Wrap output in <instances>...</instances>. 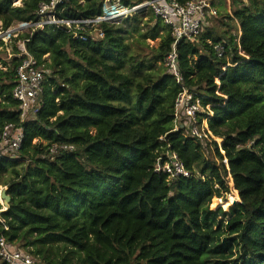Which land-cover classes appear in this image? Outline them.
<instances>
[{"label":"trees","instance_id":"16d2710c","mask_svg":"<svg viewBox=\"0 0 264 264\" xmlns=\"http://www.w3.org/2000/svg\"><path fill=\"white\" fill-rule=\"evenodd\" d=\"M43 1L0 0V20L34 21ZM143 1L68 0L62 15L95 17L107 3ZM149 11L150 36L161 37L151 56L127 41L141 11L101 22L104 37L87 41L34 31L27 48L46 74L40 111L26 122L13 98L19 58L0 59V135L8 123L25 135L17 157L0 156V186L11 196L0 233L43 264H264V0H230L196 40L177 43L184 85L211 105L201 116L223 139L233 178L225 196L217 143L219 164L174 130L182 87L164 65L174 38ZM54 143L73 149L51 153ZM167 149L191 176L155 171Z\"/></svg>","mask_w":264,"mask_h":264},{"label":"built area","instance_id":"2783aa9c","mask_svg":"<svg viewBox=\"0 0 264 264\" xmlns=\"http://www.w3.org/2000/svg\"><path fill=\"white\" fill-rule=\"evenodd\" d=\"M68 0H45L37 11V18L31 22H14L4 27L0 20V59L9 60L15 56L19 58L16 67V83L13 88V98L19 102L20 122L29 121L41 108V96L45 81L44 63H40L27 48L34 31L45 27H53L72 32L73 37L87 41L92 37H104V30L99 27L103 21H114L135 12H140L143 7L150 8L153 14L162 20L163 24L171 29L174 38L172 48L164 58V65L177 83L181 84V91L175 99L174 130L181 131L186 137H191L201 145L205 158L220 160L215 152L214 141L223 154L229 179H232L229 161L222 148L223 139L213 134L208 124V118L201 115L211 111V105H203L201 98L184 85V78L180 70L177 43L182 39L196 40L208 23L209 18H218V9L212 0H145L133 6H123L118 3L105 4L103 13L95 17H64V5ZM230 0H228L229 2ZM231 13V11L229 10ZM219 54L223 46H216ZM45 55L44 58H46ZM216 82L218 79L216 78ZM25 135L23 126L8 123L0 135V156L17 157ZM163 138V137H162ZM61 147L73 149L71 144L62 146L54 143L50 147L51 153H56ZM211 153L214 155L211 157ZM155 171L162 172L169 179L192 175L178 154L170 149L159 156ZM7 229V226L4 225ZM0 259L6 264H43L29 251L17 247L9 241L7 236L0 233Z\"/></svg>","mask_w":264,"mask_h":264},{"label":"rangeland","instance_id":"374dc122","mask_svg":"<svg viewBox=\"0 0 264 264\" xmlns=\"http://www.w3.org/2000/svg\"><path fill=\"white\" fill-rule=\"evenodd\" d=\"M212 2H213V4H214V6L218 9V12H219V15L221 16V12H222V14H224L225 13V11L229 8V5H230V1L228 2V0H212ZM16 4H20L19 3V1H16L15 2ZM149 9L150 8H147V7H143L142 8V10H141V12L139 13V15L141 16V23H140V25H139V27H140V29L138 30H133V32L131 33V34H129L128 36H127V41H130V42H134L133 44H134V48H135V50H138L139 51V49L137 48V46L135 45V43L137 42V41H139V42H141L142 44H143V47L145 48V52L146 53H148L149 54V56H151L152 55V49L153 48H157L158 46H159V44H160V42H161V37H155V38H153L152 36H150L151 34H153V32L152 31H150V29H151V27H153V23H151L150 24V22H149V18H150V15H149V13H151L150 11H149ZM149 12V13H148ZM155 16V15H154ZM124 17V16H123ZM122 18V17H121ZM156 18V17H155ZM122 20V19H121ZM121 20H119L118 22H120ZM220 20L218 19H216V20H212V21H210V24L212 23L213 25H215V24H217L218 22H219ZM219 24V23H218ZM218 26H220V25H218ZM225 25L224 24H222L220 27H218L219 29H220V31H222L223 29H225ZM227 28V27H226ZM140 32L141 33H147V34H149V36L148 37H143V36H141L140 35ZM163 33V31L162 30H160L159 31V34H162ZM156 66H160V65H162L160 62H155L154 63ZM214 154L213 153H211V157L213 156ZM229 183H230V179H229V177L227 176L226 177V188L224 189V190H222V192H223V194H224V196L228 193V188H229ZM232 183H233V181H232ZM234 184V183H233ZM2 188H5V186H0V191H1V189ZM231 189H232V192L234 191V189H233V187L231 186ZM223 201H226L225 199H220L219 200V202H223ZM240 203V202H239ZM0 204H1V209L0 210H4V209H6V206L3 204V199L0 197ZM210 209H213L212 207H211V200H210ZM213 210H215V209H213ZM216 211V210H215ZM216 214H217V211H216ZM217 216H218V214H217ZM218 218H220L219 216H218ZM226 222H228L226 219H224ZM17 246L19 245L20 246V242H16L15 243ZM25 249H27V250H29V248L28 247H25ZM24 249V250H25ZM1 262V261H0Z\"/></svg>","mask_w":264,"mask_h":264},{"label":"water","instance_id":"95a60500","mask_svg":"<svg viewBox=\"0 0 264 264\" xmlns=\"http://www.w3.org/2000/svg\"><path fill=\"white\" fill-rule=\"evenodd\" d=\"M0 197L3 199V204L6 206V209L10 206L11 196L7 193V188H2L0 191ZM241 202V200H240Z\"/></svg>","mask_w":264,"mask_h":264}]
</instances>
